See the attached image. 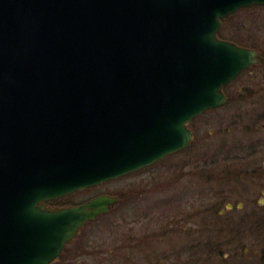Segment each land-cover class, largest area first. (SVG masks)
I'll return each mask as SVG.
<instances>
[{
	"label": "water",
	"instance_id": "water-1",
	"mask_svg": "<svg viewBox=\"0 0 264 264\" xmlns=\"http://www.w3.org/2000/svg\"><path fill=\"white\" fill-rule=\"evenodd\" d=\"M264 0H0V264H52L118 202H45L183 150L256 53L218 38Z\"/></svg>",
	"mask_w": 264,
	"mask_h": 264
},
{
	"label": "rangeland",
	"instance_id": "rangeland-1",
	"mask_svg": "<svg viewBox=\"0 0 264 264\" xmlns=\"http://www.w3.org/2000/svg\"><path fill=\"white\" fill-rule=\"evenodd\" d=\"M257 11L258 8L241 10L227 18L223 23L222 35L234 37L231 35L232 27L236 24L252 27L253 21H258L254 19ZM254 26V37L258 38H255L256 41L261 40L264 43V25L259 21ZM230 118L227 108L209 109L193 122L196 129L194 142L182 154L69 197L44 203L46 206L50 205V208L77 206L100 195L120 196L119 203L109 213L85 224L74 241L64 248L52 264H166L169 255L171 260L181 256L182 261L187 264H264V259L261 258L264 252V216H197L196 225L193 222L194 216H183V213L206 214L223 211L222 202L229 201L230 197L243 203L240 211L250 210L251 205L246 204L243 198L232 196L234 190L243 191L242 186H228L224 183L228 181L227 174L221 171L225 170V157L220 156L219 161H214L217 158H214L213 150L219 145L216 141H222L216 138L215 133L221 128L226 130L231 123ZM195 171H202L203 177L198 182L194 176ZM182 172L185 173V178L181 177ZM209 176L213 178L209 179ZM191 181L197 182L201 193L185 197L184 193L190 195L196 191V185ZM259 184L250 190L253 192L252 199L257 203L252 206L257 212L264 214V182ZM235 211V208L228 210L229 213ZM179 216L190 219V223L181 228L182 230H199L198 237L203 242L207 237L216 240L218 251L216 250L215 257L202 254L199 262L192 260V257L199 256L201 246L191 253L180 252L183 244L190 239L179 237L178 232H171L170 236L166 234V238L162 239L163 245L153 241L150 234L154 230V233H158V229L164 230L163 224L168 219ZM240 230L246 232V239L236 237ZM131 236H134L133 240ZM122 242L130 246L126 248L127 251L119 250ZM163 250L169 255L163 256ZM121 252L123 257L119 255ZM125 255L130 256L128 262L123 260ZM131 260L136 263H131Z\"/></svg>",
	"mask_w": 264,
	"mask_h": 264
},
{
	"label": "flooded vegetation",
	"instance_id": "flooded-vegetation-1",
	"mask_svg": "<svg viewBox=\"0 0 264 264\" xmlns=\"http://www.w3.org/2000/svg\"><path fill=\"white\" fill-rule=\"evenodd\" d=\"M251 8H258V11L254 14V19L258 21H253V24H251L253 26L249 28H247L243 24L241 26H237L236 24L234 27H232L233 33L231 35H233L234 37L228 38L222 35V27L224 21L227 18L233 16V14L221 20L218 38L234 43L239 47L254 51L256 53V60L254 63L250 64L248 68L243 69L230 83L222 87V93L224 94L226 101L220 107L212 109L218 110L227 108L231 117V123L228 125L226 130L221 128L218 132L215 133L216 138H218V140L221 139L222 141H216L219 145L213 150V156L214 158H217L214 161H219L220 156L225 157L223 160H226L227 163L225 166V170L221 171L227 174L228 181L224 183L228 186H231V184L232 186H242L241 188L243 191L234 190L232 196L237 195L243 198L246 204H250L251 207L247 212L243 210L240 211L243 203H241L240 200L235 201L232 197H230L229 201L227 200L226 202H222L224 205L223 211L220 210L219 212H210L206 214L198 212L190 214L183 213V216H194L193 222L195 225L198 223L196 218L197 216H264L263 213L257 212L255 207L252 206L254 204L257 205V203L256 200L254 201L252 199L253 192L250 191L252 187H258L260 185L259 183H261L262 181L264 182V43L260 42L261 40H259V42L256 41V39L258 38L256 36L254 37L256 32V27L254 25L259 23V21L264 25V5L246 7L239 9L238 11L249 10ZM199 116L192 119L187 125L188 129L192 131L193 135L192 141L190 142L188 147L183 150L174 152L166 156L164 159L180 155L192 146L195 139L196 130L195 127H193V122ZM210 133L212 134V132ZM224 133H227V135H223ZM194 176L196 177L195 179H197L196 181L198 182V179H201L203 177L202 171H195ZM181 177L185 178V173L181 174ZM211 178L213 177L209 176V179ZM197 182L191 181V183L196 185V191L194 192V194L190 195L184 193L185 197H190L195 194L201 193L198 190L199 186L197 185ZM237 182H239V184H235ZM116 197L118 198V204L120 201V196ZM90 199L85 200L80 204L85 203ZM194 203H196V200H194ZM49 206L50 205H48L47 207ZM62 207L67 206H51V208ZM233 208H235L238 212L235 211L234 213H229L228 210H231ZM231 219L233 220L234 217H232ZM189 223L190 219L187 220V217L181 218L179 216V218L168 219V221L163 224V227H165L166 229H158V233H154V230V232H152L150 235L154 238L153 241L160 244L163 242L162 239L166 238V234H168L167 236H170L171 232H178L180 233L179 237H186L190 239V241L188 240L187 242H185V244H183V247L181 248L182 250H180V252L187 251L191 253L196 251L195 248L201 246L199 256L192 257V260L199 262L202 254H208L209 257H215L214 254H217L218 251V243L216 242V240H213V237H207L205 242H203L199 239L201 237H198L199 230L192 228L190 230L184 231L181 229ZM84 225L82 226V228L84 227ZM242 232L244 231H238V235L236 237H245L246 239L248 237L245 235L246 232ZM131 237L133 240L134 236ZM125 243H121V245L119 246V250L124 251L123 249L130 247L129 245H125ZM160 245H163V243ZM127 250L128 249H126L125 251ZM162 252L163 256H167V254L169 255V253L164 250ZM119 255L123 257V252L119 253ZM128 258H130V256L125 255L123 260L128 262V260H130ZM167 258H169V260L166 262V264H187V262L182 261L181 256L175 257L173 260H171L170 255ZM131 263L136 262L131 260Z\"/></svg>",
	"mask_w": 264,
	"mask_h": 264
},
{
	"label": "trees",
	"instance_id": "trees-1",
	"mask_svg": "<svg viewBox=\"0 0 264 264\" xmlns=\"http://www.w3.org/2000/svg\"><path fill=\"white\" fill-rule=\"evenodd\" d=\"M61 199H63V198H61ZM261 258H262V260L264 259V252L261 254Z\"/></svg>",
	"mask_w": 264,
	"mask_h": 264
}]
</instances>
